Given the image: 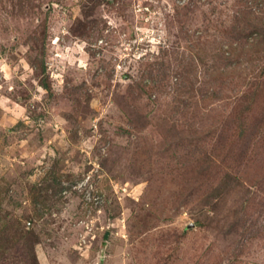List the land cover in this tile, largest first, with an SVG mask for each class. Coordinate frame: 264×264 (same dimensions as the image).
I'll list each match as a JSON object with an SVG mask.
<instances>
[{"label":"rangeland","instance_id":"1","mask_svg":"<svg viewBox=\"0 0 264 264\" xmlns=\"http://www.w3.org/2000/svg\"><path fill=\"white\" fill-rule=\"evenodd\" d=\"M0 264H264V0H0Z\"/></svg>","mask_w":264,"mask_h":264}]
</instances>
